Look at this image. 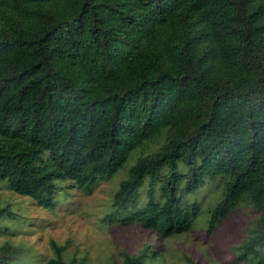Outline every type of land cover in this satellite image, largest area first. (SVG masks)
<instances>
[{"label":"trees","instance_id":"16d2710c","mask_svg":"<svg viewBox=\"0 0 264 264\" xmlns=\"http://www.w3.org/2000/svg\"><path fill=\"white\" fill-rule=\"evenodd\" d=\"M121 171L111 223L168 238L246 205L233 252L264 264V0H0V183L52 208L61 184L89 193ZM49 245L45 264H84Z\"/></svg>","mask_w":264,"mask_h":264},{"label":"rangeland","instance_id":"374dc122","mask_svg":"<svg viewBox=\"0 0 264 264\" xmlns=\"http://www.w3.org/2000/svg\"><path fill=\"white\" fill-rule=\"evenodd\" d=\"M124 177L121 171L97 183L89 193L75 184H61L52 208L18 196L0 183L1 203L16 214V222L0 221V248L7 245L12 251L11 264H45L53 257L50 241L67 245L66 262L76 258L84 264H111L121 260L120 252L138 255L148 248L157 257L155 264H187L185 256L196 264H237L233 248L242 243L247 225L257 216L251 207L240 205L213 231L203 227L200 219L188 232L162 238L137 224L121 226L107 218L113 193ZM220 192L217 182H209L197 196L198 202L203 209L211 207Z\"/></svg>","mask_w":264,"mask_h":264}]
</instances>
